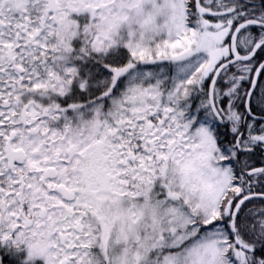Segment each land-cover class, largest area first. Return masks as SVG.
Listing matches in <instances>:
<instances>
[{
  "label": "snow or ice",
  "instance_id": "snow-or-ice-1",
  "mask_svg": "<svg viewBox=\"0 0 264 264\" xmlns=\"http://www.w3.org/2000/svg\"><path fill=\"white\" fill-rule=\"evenodd\" d=\"M0 264H264V0H0Z\"/></svg>",
  "mask_w": 264,
  "mask_h": 264
}]
</instances>
